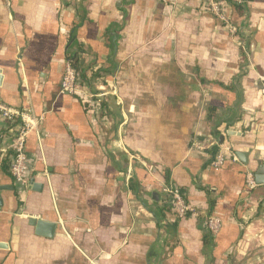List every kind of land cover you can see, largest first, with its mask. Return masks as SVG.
I'll return each instance as SVG.
<instances>
[{
    "label": "crops",
    "instance_id": "obj_1",
    "mask_svg": "<svg viewBox=\"0 0 264 264\" xmlns=\"http://www.w3.org/2000/svg\"><path fill=\"white\" fill-rule=\"evenodd\" d=\"M242 2L233 38L201 0H0V103L43 117L27 188L2 163L18 121L0 118V264H264V185L245 183L264 178V0ZM68 45L101 111L60 92ZM165 177L191 215L161 208Z\"/></svg>",
    "mask_w": 264,
    "mask_h": 264
},
{
    "label": "built area",
    "instance_id": "obj_2",
    "mask_svg": "<svg viewBox=\"0 0 264 264\" xmlns=\"http://www.w3.org/2000/svg\"><path fill=\"white\" fill-rule=\"evenodd\" d=\"M203 7L223 25L230 36L234 38L244 28V24H234L231 20V11L242 5V0H201ZM85 84H81L78 81L77 74L70 64L66 61L65 68L61 79L62 94L78 96L83 103L93 105V107H99L98 104H94V99L103 101L107 95L104 88L98 89L92 96H87L84 93ZM103 99V100H102ZM99 109V108H98ZM100 110V109H99ZM0 118L14 122L18 121V126L10 139V143L4 151L7 157H9V175L14 183L22 188H27L32 178L39 177V174L33 175L31 168L28 165L27 153H26V141L30 133L35 131L41 120L42 116H37L33 111H18L12 107L5 106L0 103ZM15 121V123H16ZM193 148L203 150V146L198 143L192 144ZM2 154V153H1ZM231 158L236 160V157L231 153ZM227 157L222 151H218L211 161V166L221 167L225 163ZM245 183L248 191H251L257 187L254 180V176L250 172L245 173ZM160 193L163 196L159 201L162 207L167 208L172 216L178 220L187 217L193 213L192 208L187 203L183 190L176 187L170 180L162 182L160 184ZM221 220L217 217H207L205 226L208 231L215 235L219 230Z\"/></svg>",
    "mask_w": 264,
    "mask_h": 264
},
{
    "label": "trees",
    "instance_id": "obj_3",
    "mask_svg": "<svg viewBox=\"0 0 264 264\" xmlns=\"http://www.w3.org/2000/svg\"><path fill=\"white\" fill-rule=\"evenodd\" d=\"M108 36V35H107ZM111 37V36H110ZM109 41L111 42V49L113 48V46L115 44H112V42H114V39L113 38H109ZM75 42L73 41V43L71 44V46L74 44ZM80 55L78 52H75L71 49L70 45H68L67 47V51H66V61L70 62V64L72 65V67L74 68L76 74H77V77H78V81L83 85L85 84V82L87 81L86 80V76H85V73L83 72V66L81 64V59L79 58ZM103 75H102V73ZM100 71H96L94 70L93 71V75L92 77L94 78V80H92V82L94 81L95 83H98V82H102L103 84H106L104 80L106 74L108 73V71H103L101 70ZM94 104H98L99 105V109L100 111L105 107V103L104 101H99V100H96L94 99L93 101ZM85 109H90L92 106L89 105L88 103H83ZM0 140H1V134H0ZM3 166L6 168V171L9 173V159H6V161H3ZM164 182H167L168 181V177H165V179L163 180ZM212 207H213V202H210V205H209V210H212ZM162 209H165L167 211H169L167 208L165 207H161ZM208 217H211V216H208ZM182 219V218H181ZM180 220V219H178ZM205 221L206 219L204 220V225L202 223V229L204 231V244H210L212 242V239L214 237L213 234H211L208 229L206 228L205 226Z\"/></svg>",
    "mask_w": 264,
    "mask_h": 264
},
{
    "label": "water",
    "instance_id": "obj_4",
    "mask_svg": "<svg viewBox=\"0 0 264 264\" xmlns=\"http://www.w3.org/2000/svg\"><path fill=\"white\" fill-rule=\"evenodd\" d=\"M257 185H264V178L255 179ZM29 224L36 228V234L44 237H51L53 235V231L55 225L49 222L41 221L38 219H31Z\"/></svg>",
    "mask_w": 264,
    "mask_h": 264
}]
</instances>
